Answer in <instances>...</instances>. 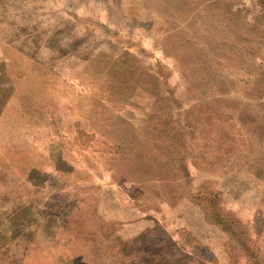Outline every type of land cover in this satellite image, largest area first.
<instances>
[{
    "label": "rangeland",
    "instance_id": "obj_1",
    "mask_svg": "<svg viewBox=\"0 0 264 264\" xmlns=\"http://www.w3.org/2000/svg\"><path fill=\"white\" fill-rule=\"evenodd\" d=\"M42 4L46 67L16 81L76 90V141L34 100L1 120L2 242L39 210L51 239L72 224L49 243L67 252L77 218L94 231L112 210L114 264H264V0ZM50 144L76 167L48 166Z\"/></svg>",
    "mask_w": 264,
    "mask_h": 264
},
{
    "label": "crops",
    "instance_id": "obj_2",
    "mask_svg": "<svg viewBox=\"0 0 264 264\" xmlns=\"http://www.w3.org/2000/svg\"><path fill=\"white\" fill-rule=\"evenodd\" d=\"M33 1L0 0V127L1 120L8 115L9 117H16L15 113L18 108L26 112L32 110V107L27 106L26 101L34 100V103L39 104L41 110L50 111L51 113L56 112V114L49 117L58 120V122L57 120L54 121L57 123V132L59 130L61 134L72 136L74 142L76 141V90L72 93L75 92L73 100L70 99L69 101L65 97L64 86L53 92L52 86L44 82L38 85V88H40V95H38L39 93L33 92V87L28 84V81L21 82L19 85L16 81V71L18 70L25 72L32 64L46 67L42 65L43 63L34 62L33 55L37 54L38 49L42 52L47 46L48 29L44 31H38L37 29L43 25L48 28V11L47 9L45 11L43 9L34 11V5L42 8L43 4L42 0H36V4H33ZM44 6L47 8V4ZM3 8L8 9L4 11ZM34 13H38V17L33 18ZM37 38L41 39L39 44L34 41ZM11 54L14 61L10 60L9 56ZM17 55L23 57L26 61L23 66L22 64L18 66L15 62ZM24 103L26 105H23ZM59 120L62 121V128ZM59 143L57 142V145H60ZM52 144L47 147L49 150L48 159L51 160L48 166L50 165L55 169L76 167V155L70 157L59 149L54 156L52 154L54 151L52 146L54 145ZM69 159H71V163L68 162ZM57 171H60V169ZM72 177V181H76V176L73 175ZM80 211L76 210L77 216ZM94 213L99 214L104 219V223L96 225L97 228L93 231V228L81 224L80 219L77 218L76 224H73V227H76V233L67 236V242L72 248L63 253L51 251L49 243L59 240L61 237L60 232L65 228L72 227V224L58 223L52 226L56 239H51L49 236L50 224L44 217V213L39 212V210H31L30 219L27 220L26 218L25 221H22L21 216L16 213L15 218L9 223L7 240L2 242L0 234V255L5 252L4 254L9 256L7 264H114L117 257L115 258L113 255L112 227L116 222L115 220L119 218L112 210H95ZM31 215L35 216L34 221H32ZM117 227V234L123 238L127 228H124L123 224H118ZM0 264L4 263L0 261Z\"/></svg>",
    "mask_w": 264,
    "mask_h": 264
}]
</instances>
